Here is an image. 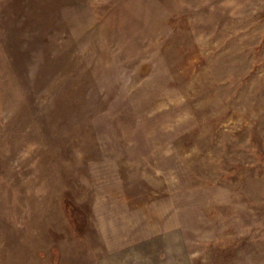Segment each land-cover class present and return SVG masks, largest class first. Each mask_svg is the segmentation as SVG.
Here are the masks:
<instances>
[{
    "label": "rangeland",
    "instance_id": "1",
    "mask_svg": "<svg viewBox=\"0 0 264 264\" xmlns=\"http://www.w3.org/2000/svg\"><path fill=\"white\" fill-rule=\"evenodd\" d=\"M0 264H264V0H0Z\"/></svg>",
    "mask_w": 264,
    "mask_h": 264
}]
</instances>
